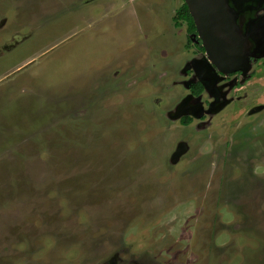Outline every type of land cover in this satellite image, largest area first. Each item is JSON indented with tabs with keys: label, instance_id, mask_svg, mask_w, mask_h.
<instances>
[{
	"label": "rangeland",
	"instance_id": "1",
	"mask_svg": "<svg viewBox=\"0 0 264 264\" xmlns=\"http://www.w3.org/2000/svg\"><path fill=\"white\" fill-rule=\"evenodd\" d=\"M223 1L246 67L193 99L183 0H0V264H264V0Z\"/></svg>",
	"mask_w": 264,
	"mask_h": 264
},
{
	"label": "water",
	"instance_id": "2",
	"mask_svg": "<svg viewBox=\"0 0 264 264\" xmlns=\"http://www.w3.org/2000/svg\"><path fill=\"white\" fill-rule=\"evenodd\" d=\"M193 19L196 33L208 58L205 66L229 75L245 70L242 44L233 30L232 21L224 7L223 0H184ZM264 33V25L260 26ZM203 64V63H202ZM214 72V70H213ZM197 74V72H196ZM202 87L213 85L214 81H203L197 75Z\"/></svg>",
	"mask_w": 264,
	"mask_h": 264
},
{
	"label": "flooded vegetation",
	"instance_id": "3",
	"mask_svg": "<svg viewBox=\"0 0 264 264\" xmlns=\"http://www.w3.org/2000/svg\"><path fill=\"white\" fill-rule=\"evenodd\" d=\"M183 2H184V0H183ZM260 2H262V0H260ZM185 3V2H184ZM260 7H263V9L262 10H260V11H258L257 12V14H256V16H254L255 18H258V16H264V1H263V3H262V5L260 6ZM229 16V15H228ZM264 18V17H263ZM194 23V22H193ZM186 25V24H185ZM262 25H264V21H261V24H260V26H262ZM195 26V25H194ZM187 28V27H186ZM186 30V29H185ZM195 31H196V28H195ZM197 34V33H196ZM254 35H255V41H256V39H257V43H263L264 42V33H262V32H257V33H253ZM197 39H199L198 38V36H197ZM197 39H195V42H196V46H197V49L200 51V47H202V45L200 44L201 43V41H200V43H198L197 42ZM200 40V39H199ZM255 45H257L256 44V42H255ZM203 48V47H202ZM201 52V51H200ZM202 53H204V52H202ZM200 64H202V63H196V64H194L195 65V67H196V72H197V74L196 75H200L201 76V79L203 80V81H208V82H210V78H208V76H206V75H201L200 74V69L197 67L198 65H200ZM202 65H204V64H202ZM205 66V65H204ZM204 66H201L202 68H204ZM206 67V66H205ZM212 67V66H211ZM209 68V67H208ZM213 68V67H212ZM212 72H213V69H212ZM233 74V73H232ZM214 75V74H213ZM230 75V74H229ZM234 76L235 75H237L236 73L235 74H233ZM198 77V76H197ZM214 80H216V78H215V76H214ZM199 85L202 87V85H201V83H199ZM193 87L194 88H196V83L195 84H191L190 85V95L193 97V99L194 98H197L199 95H195L194 93H193ZM202 92H203V87H202ZM210 103V102H209ZM208 103V104H209ZM208 104L206 105V110H207V108H208ZM195 108H196V105H194V104H191V100H189L188 101V104H187V107H186V110L187 111H189L190 113H193L194 111H196L195 110ZM199 110V109H198ZM203 108H201V115H200V117L202 116V114H203ZM190 119V122H189V124H187V125H184V126H188V125H190L191 124V118L190 117H185L184 119ZM184 119H182L180 122H182ZM183 125V124H182Z\"/></svg>",
	"mask_w": 264,
	"mask_h": 264
},
{
	"label": "trees",
	"instance_id": "4",
	"mask_svg": "<svg viewBox=\"0 0 264 264\" xmlns=\"http://www.w3.org/2000/svg\"><path fill=\"white\" fill-rule=\"evenodd\" d=\"M178 19H180L181 21H183L186 24V33L191 37H195L197 39V34L195 31V26L193 23V19L189 14L188 8L186 6L185 3L182 4L181 7L178 8ZM175 26H177V24H175ZM197 42L200 43V40L197 39ZM201 44V43H200ZM200 51L204 52V49L202 47H200ZM193 93L195 95H199L200 93H202V87L199 85V83L196 84V88L193 87ZM190 119H184L181 124L183 125H187L189 124Z\"/></svg>",
	"mask_w": 264,
	"mask_h": 264
},
{
	"label": "crops",
	"instance_id": "5",
	"mask_svg": "<svg viewBox=\"0 0 264 264\" xmlns=\"http://www.w3.org/2000/svg\"><path fill=\"white\" fill-rule=\"evenodd\" d=\"M15 67H16V65H15ZM21 68H22V67H21ZM21 68H16V69L11 68V69L7 70V71L5 72L4 75L8 74L9 72H11V71L14 69V70L12 71V73L8 74V76H7L6 78L11 77V74H14V73L20 71ZM3 79H4V77H1V76H0V82H2ZM9 79H11V78H9ZM9 79H8V80H9ZM6 125H7L6 128L9 129L8 124H6ZM21 126H22V124H20V123H16L15 127H13V128L10 127L11 130H14V129L17 130L16 135H14V136H16V137L14 138L15 140L18 139L19 135L21 134V130H24ZM10 129H9V130H10ZM8 136H10V135H8ZM9 140H10V137H9ZM16 142H17V141H16ZM10 143H11V142H10Z\"/></svg>",
	"mask_w": 264,
	"mask_h": 264
}]
</instances>
